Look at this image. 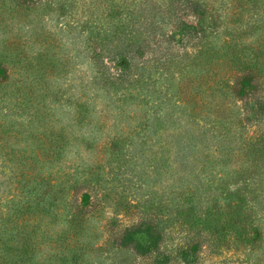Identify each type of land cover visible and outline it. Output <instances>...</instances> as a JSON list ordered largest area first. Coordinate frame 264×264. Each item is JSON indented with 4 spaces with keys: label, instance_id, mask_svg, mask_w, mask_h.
Instances as JSON below:
<instances>
[{
    "label": "rangeland",
    "instance_id": "1",
    "mask_svg": "<svg viewBox=\"0 0 264 264\" xmlns=\"http://www.w3.org/2000/svg\"><path fill=\"white\" fill-rule=\"evenodd\" d=\"M32 1L0 0V7L7 10L14 3ZM203 2L211 11L205 28H200L195 16ZM230 3L240 5L239 0H39L33 9H21L20 16L14 13L24 23L14 32H46L57 57L68 61V70L49 87L39 86L38 92L50 95L40 104H50L45 110L53 113L57 127L83 135L65 146L53 170L59 176L54 182L58 207L63 206L55 227L66 229L68 206H79L83 193L90 194V203H99L97 211L83 215V243L98 247L89 251L90 260L84 255L83 263L264 264L261 248L249 250L243 241L215 247L216 241L210 240L217 255L208 258L200 249L202 235L211 236L213 225L222 220L211 214L219 204L226 208L241 197V212L251 213L252 219L261 215L258 222L264 226V155L245 147L249 135L264 131V78L249 73L253 61L264 56L242 47L241 37L228 46L223 43L229 32L226 20L245 25L228 18ZM247 6L242 8L246 16H263L264 0H249ZM246 31L235 30L244 37ZM37 49H11L2 64L8 65L17 51L33 56ZM44 58L37 64L46 65ZM231 69L237 73L229 82L234 86L212 80ZM202 80L211 87L201 85L199 107L180 100L182 84L196 92ZM80 94L86 101L83 108L75 104ZM2 97L0 119L25 127L24 112L13 107L7 95ZM5 103L10 104L7 109L2 108ZM96 155L101 167H87ZM12 165L0 162V213L5 219L13 218L11 208L17 201L23 208L34 203L33 192H20L23 184L14 178ZM201 203L202 210L213 207L202 215L188 209L196 205L199 211ZM126 207L132 212L126 213ZM41 213L27 212L26 217L42 223L50 219V213ZM136 221L142 224L128 235L130 246L112 249L125 225ZM226 229L230 235L231 228ZM138 240L142 243L136 245Z\"/></svg>",
    "mask_w": 264,
    "mask_h": 264
},
{
    "label": "trees",
    "instance_id": "2",
    "mask_svg": "<svg viewBox=\"0 0 264 264\" xmlns=\"http://www.w3.org/2000/svg\"><path fill=\"white\" fill-rule=\"evenodd\" d=\"M22 1L24 2V0ZM248 1L239 0L240 5L230 3L228 18L234 17L235 19H239L240 22H245V25L240 24V26H235V20L231 19L228 20L230 24H227L226 20L225 28L229 32L223 38V43L228 46L230 41L236 40V37H241L242 39L239 40L242 47L250 49L256 56H264V14L259 19H252L250 16H246L242 8L244 6L248 7ZM23 2L14 3L7 10L4 7H0V25L3 26L0 29V98H3L2 95H7L11 103L13 102V107H17L24 112L21 114H25L28 124L25 127H20L21 124H18L19 127H17V124L0 119V162H13V165L10 167L13 170V176L16 178L17 183L20 184L22 182L23 184L21 185L23 190L20 192H33L34 197H32V200L34 203L30 207L28 206L30 209L33 207L30 210L28 207H25L27 209L23 208L21 202L17 201L15 206L11 208V215H14L12 219L8 217L5 219L6 216L0 213V230L2 229L0 231V264H44V260L50 263L59 262V264H70L72 263L71 261H73V264H86L87 261L83 263L84 255H88V260H90L89 251H95L98 247L91 248L90 241H87L85 244L83 243V237L85 236L82 227L84 222L83 215L87 213L93 214L97 211L99 209L98 200L95 199L90 203V194L83 193L79 206L73 203H70L68 206L70 212L69 217H66V222L68 223L66 229L55 227L59 211L63 206L58 207L57 198L59 200L60 197H58V192L54 191V182L59 176L56 177L55 173L57 171H53L55 165H58L56 161H59L60 152L65 146L71 144L73 140H77L78 137H82L83 135L82 133L81 135H71L64 127H57V120L54 118L53 113L46 112L45 110V108L51 107L49 106L50 104H40L41 100L44 101L50 95L38 92L39 86L44 84L45 88L49 87V85L54 83V79L60 76V73L68 70V67H66L68 61L57 57V52L52 49L55 48L53 38L46 32L42 34L37 29H34L33 33H29L28 35L14 32L15 27L19 29V26L24 24L14 13L20 16L21 9H33L39 0H33L32 3ZM209 5L208 2H203L201 9L198 11L199 13L195 16L196 24L200 28H205L203 24L206 21L207 13L211 11ZM233 8L234 11L232 10ZM9 18L13 20L8 24L5 23ZM246 28L247 31L244 37L240 34ZM235 30H241L239 36L236 35ZM11 32H14V34L11 35ZM255 32L256 36L254 37L253 33ZM249 36L253 37L248 38ZM34 46L35 48L38 47V49L33 51V56L28 55L27 50L26 52L17 51L15 54L16 58L10 59L8 65L2 64L7 58V53H10L9 50L13 49L16 51L21 49L23 51L25 47L32 48ZM50 50H52L51 54L49 57H46V54ZM43 57L47 60V64L43 66L38 65L37 59H42ZM32 69L35 70L34 74L31 73ZM250 69L256 70L258 74L252 75L253 72L249 70L251 76L263 80L264 59H255ZM13 73H16L17 76L14 77ZM236 75V69H231V72L221 73L217 77H212V80L224 82L227 87H232L234 84L229 85V82ZM200 82L198 83L197 91H193L194 93L190 90L188 84H182L177 91L180 100L186 104H192L193 108L199 107L200 97L198 93L202 94L205 88L211 87L207 83L208 80ZM202 84H206L204 89H201ZM35 91L38 93H35ZM75 98V104L83 108L86 103L84 95H76ZM9 105L5 103L3 106L2 104V108L7 109ZM51 110L53 111V109ZM85 111L87 110L84 109ZM259 132V134L247 137L245 147L247 145L251 153L258 154L259 152L260 155H264V131ZM115 139H118L117 136ZM101 151V149H98V152ZM262 158L264 159V157ZM100 160L101 157L96 155L94 162L91 165H87V167H101ZM46 163L48 165H45ZM72 166L73 164H70L69 168ZM43 169H49L50 171L44 173ZM30 182L35 183V185H28ZM186 198L190 199L192 196L187 195ZM25 199L29 198L25 197ZM242 200L240 197L238 203L237 201L228 202L226 208H222L219 204L215 212L211 213L212 215L215 214L222 217V220L219 221V224L213 225L212 232L210 233L211 236L207 234L202 235L204 244L200 245V249H202V254H204L203 257L208 258L209 255H217V251L211 250L208 245L210 240L217 242L214 244L215 247L229 246L230 240H233L232 242L243 241L249 250L261 248L262 255L264 256V226L258 222L261 215L259 216L258 214L257 218L252 219L250 217L251 213L246 211L241 212L243 209ZM11 203L13 205V200ZM136 206L138 204L133 205V208H136ZM51 207L53 208L52 210H50ZM199 207V211L196 210V205H192L188 209L193 208L194 213L202 215L205 210L211 209L213 206L210 208L206 206L205 210H202L203 206L201 203ZM124 211L126 213L132 212L128 211L127 207ZM27 212H31L32 215L36 212H42V215L50 213V219L46 220L45 223L41 222L43 221L42 219L36 222V219L26 217ZM24 214L25 217H23ZM32 220L34 222H31ZM121 222L119 221L118 223L120 227L122 225ZM141 224L142 222L140 221L128 224V226L126 224L120 240L114 241L112 249L122 251V249L130 246L128 240L131 238L128 235L136 228L140 229ZM226 228H231L230 235H228L229 232ZM111 230L113 234L114 230ZM5 232L6 235H3ZM232 233L233 235H231ZM140 242L142 243V241H139L136 245L141 244ZM159 242L157 241L156 243ZM208 250L209 252L206 253ZM158 262L163 263L164 260ZM133 264L140 263L136 261Z\"/></svg>",
    "mask_w": 264,
    "mask_h": 264
}]
</instances>
